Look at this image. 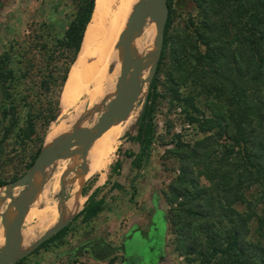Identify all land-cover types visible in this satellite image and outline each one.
<instances>
[{
  "label": "trees",
  "instance_id": "trees-1",
  "mask_svg": "<svg viewBox=\"0 0 264 264\" xmlns=\"http://www.w3.org/2000/svg\"><path fill=\"white\" fill-rule=\"evenodd\" d=\"M177 1L167 0L162 52L137 134L131 138L140 149L126 157L132 158L135 170L142 167L156 134L155 111L169 94L170 104L181 105L186 121L202 133L193 143H183L175 133L169 141L173 148L168 152L178 161L167 190L178 251L187 264H264V0H188L196 12L187 16L183 34L172 31ZM94 4L95 0H75V12L62 35L49 43L41 42L20 56L11 46L0 53V149L10 140L17 147L35 141L24 170L39 153L58 110ZM168 50L171 63L161 91L158 74ZM31 79L37 81L39 96L22 88ZM194 91L205 96L203 104ZM120 168L118 160L110 165L108 179L113 173L117 177ZM197 176L205 177L207 184H200ZM6 182L0 180V186ZM102 187L90 193L91 187H83V196L78 189L80 197L87 195L82 208L27 255L61 243L77 220L89 225L105 208V196L98 197ZM111 189L122 190V185L114 181ZM117 252L125 259L124 244L89 239L72 253L70 264L85 253L114 264Z\"/></svg>",
  "mask_w": 264,
  "mask_h": 264
},
{
  "label": "rangeland",
  "instance_id": "rangeland-1",
  "mask_svg": "<svg viewBox=\"0 0 264 264\" xmlns=\"http://www.w3.org/2000/svg\"><path fill=\"white\" fill-rule=\"evenodd\" d=\"M113 1L118 0H110L111 3ZM177 2L179 3L172 31L177 30L183 34L187 31V16L196 11L188 0ZM75 9V0H0V53L11 46L14 54L20 56L39 47V44L49 43L54 36H61ZM151 24L153 29L147 39L145 30ZM154 38L155 23L148 19L137 36L144 45L145 52L143 51L141 56L154 47ZM170 63L171 55L168 50L158 74L161 91L165 89L166 72ZM37 64L40 65V61ZM102 87L104 89V82ZM22 88L25 92L39 96L36 79L25 82ZM144 91H146V84ZM115 94L116 92L112 93L111 97ZM142 94L135 103L134 109L129 112L127 120L113 143L114 152L105 169L80 181L76 179L81 167H76L78 164L75 160H64L46 167L39 174L41 180L39 193L30 206L35 209L31 208V213L22 226V237H25L28 243L26 249L55 227L54 225L63 223H60L59 219L67 207L66 201L72 195L79 196L78 189L83 196L81 193L83 187L88 189L91 187L90 193L95 187L104 185L98 194V197L105 196L104 210L89 225L80 223V220L73 223L71 231L61 243H50L48 247L27 255L23 261L14 264H70V259L73 258L72 253L76 251V248L93 238H102L114 246L124 244L126 257L121 258V253L117 252V260L114 264H187L186 257L177 249V235L169 220L171 204L167 200V190L172 178L177 174L178 161L171 156L168 149L173 148V144L169 143L173 133L181 135L183 143H193L194 140L202 137V133L197 131L195 125H190L186 121L182 106L177 105L176 102L170 104V95L165 94L155 111L156 134L149 149V155L143 161L142 167L135 170L131 165L132 158L126 157V153L136 154L140 149L139 144L131 138L137 134L138 119L146 103L145 99L143 104L144 95ZM194 95H197L199 103H204L205 96L201 92L194 91ZM101 98L98 97L100 101L95 102V99H91L89 95H83L78 101L82 108L79 115L72 108L66 110L62 116L57 114L56 120L51 121L47 127L45 137L59 120L74 114L76 121H69V126L66 127L61 138L76 127L92 126L111 99H107L105 89L103 99ZM130 125L131 127L123 133ZM21 126L23 127L24 124ZM42 126V123L37 125L39 135L42 134ZM169 126L172 127L170 131L167 130ZM26 143L27 145L17 147L15 142L10 140L0 149V180L7 181L6 184L17 179L27 170H24V164L29 160V154L36 145L33 140ZM116 160L121 162L120 173L117 177L113 173L108 179L109 167ZM14 175L18 176L12 180ZM93 178L96 180L91 182ZM197 178L200 184H207L205 177L197 176ZM114 181L122 185V190L111 189ZM4 185L0 186V231L3 236L5 232L3 216L7 213L15 214L11 199L5 194ZM21 189V186L13 189L15 199L18 198ZM38 197L40 203L34 206ZM83 198L85 202L87 195ZM2 245L0 236V248ZM76 264H108V260H96L85 253Z\"/></svg>",
  "mask_w": 264,
  "mask_h": 264
},
{
  "label": "bare ground",
  "instance_id": "bare-ground-1",
  "mask_svg": "<svg viewBox=\"0 0 264 264\" xmlns=\"http://www.w3.org/2000/svg\"><path fill=\"white\" fill-rule=\"evenodd\" d=\"M142 2L143 0H118L111 3L110 0H95L91 18L83 33L80 49L74 62L70 66L62 88L60 103L56 112L58 116H62L66 110L70 108H72L76 114L80 113L82 108L78 104V101L83 95H89L91 99H95V102H99L100 100H98V97L101 98L102 96L101 99H103L104 89L107 99L111 98V94L116 92L120 68L123 62L120 47L122 34L131 20L135 9ZM152 29L153 26L151 24L145 30V35L148 36L147 39H149ZM131 44L136 48L134 51L135 54L140 56L144 51L143 42L135 38ZM116 72L117 74L115 75ZM147 74L148 68L144 67L140 77L146 76ZM103 82L104 89L102 87ZM128 114L120 120L112 119L109 126L100 137L86 147H74L77 153L64 156L53 164L58 161L75 160L76 164H78L76 167H81L76 179L80 181L81 179H87L93 173L105 169L109 164L112 152H114L113 143L127 120ZM75 118L74 114L69 118L61 119L57 123L55 122V127L53 126L54 128L49 131L45 137L44 146H49L61 138L62 133L66 127L69 126V121L71 122L73 120V122H75ZM36 202L37 203L33 204L34 206H38L37 204L40 203L39 197ZM83 202L84 198L80 197V195L70 196L66 201L67 207H64L65 209L60 216L59 222H65L69 217L75 214L81 208ZM31 208L26 218L29 217L28 215L31 213ZM11 219V214H5L3 226L6 227ZM0 236L3 244L4 236L1 231ZM27 244V239L23 237L18 252L21 253L27 250Z\"/></svg>",
  "mask_w": 264,
  "mask_h": 264
},
{
  "label": "water",
  "instance_id": "water-1",
  "mask_svg": "<svg viewBox=\"0 0 264 264\" xmlns=\"http://www.w3.org/2000/svg\"><path fill=\"white\" fill-rule=\"evenodd\" d=\"M167 16V0H143V2L138 5L122 34L120 47L123 62L116 86V94L111 97V99L109 98L110 100L106 104L105 109L98 116L96 122L92 126L74 128L72 132L59 138L49 146H44L43 141L39 153L28 169L20 177L4 185L5 194L11 199V205L15 209V214L12 215V219L8 225L4 227V242L0 248V264H14L18 259L27 255L41 242L48 239L51 235L65 226L82 208L81 207L62 224L54 225L55 227L43 234L29 247V249H27V251L18 252L20 242L23 238L22 226L31 204L39 193L41 184L39 174H41L46 167L52 166L55 161L64 156L77 153L74 147H86L100 137L105 132L112 119H123L125 115L134 109V105L140 99L139 96L142 93V95H144V104L162 52ZM148 19L155 23V45L143 56H138L134 52L136 50L135 46L131 43L140 34L141 28ZM144 67L148 68V74L145 78H141L140 74ZM145 84L146 91H144ZM56 114L53 120L57 118ZM19 186H21L22 189L19 192L18 198L15 199L13 197V189Z\"/></svg>",
  "mask_w": 264,
  "mask_h": 264
}]
</instances>
